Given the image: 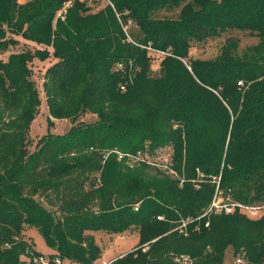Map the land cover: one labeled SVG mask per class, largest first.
<instances>
[{
	"label": "trees",
	"instance_id": "1",
	"mask_svg": "<svg viewBox=\"0 0 264 264\" xmlns=\"http://www.w3.org/2000/svg\"><path fill=\"white\" fill-rule=\"evenodd\" d=\"M66 1L0 0V55L19 44L9 34L44 46L0 60V264L42 256L28 229L54 251L51 264H96L94 233L133 231L135 250L112 264H224L230 248L264 264V215L207 214L217 188L264 205V0H108L96 13L74 0L58 16ZM166 9L178 18H158ZM232 31L259 42L240 54L229 38L216 59L190 58L194 43ZM149 48L166 54L159 77ZM51 58L49 125L73 126L32 152L41 98L31 65ZM86 113L98 120L78 122ZM168 148L169 163L153 160Z\"/></svg>",
	"mask_w": 264,
	"mask_h": 264
},
{
	"label": "rangeland",
	"instance_id": "2",
	"mask_svg": "<svg viewBox=\"0 0 264 264\" xmlns=\"http://www.w3.org/2000/svg\"><path fill=\"white\" fill-rule=\"evenodd\" d=\"M15 1L20 6H23L26 3L30 2L31 0H15ZM80 1L86 2L89 8H91V11L94 13L99 12L100 10L104 9L108 4H110L108 0H80ZM73 3L74 0H67L63 4V9L58 13V16H62V14L66 11V9L71 7ZM178 16H179V12L175 9H171V10L166 9L164 11H161L157 15V17L160 19L163 18L177 19ZM124 26L129 33L137 32V28L135 27L132 21H128L127 24ZM11 37L16 39L18 38L20 41L17 46L11 47L8 52L0 55V60H3L5 62L8 61L9 56L11 54L20 53L26 45L30 46L31 48H34V46H36L31 42L26 43L25 40H23L21 37H17L9 34V38ZM229 38H234L235 40L238 41V50L240 54L244 53L248 47L254 46L259 42V38L254 34H250L248 32H241V31H232L219 38L210 39L205 43H194L192 48L190 49V58L198 59V60L216 59L221 54L222 48ZM36 47L44 48V46H36ZM149 52H151V56L153 58L152 67H151L152 76L159 77L161 74L160 65L166 54L163 52L152 50L150 48H149ZM53 62L54 60L52 58L44 62L35 60L31 65L33 71V79L37 83V86L40 90V98H41V106L39 108V113L34 119L30 129L31 138L34 140V144L31 148L32 152L36 150L37 142L47 134L51 133L54 135H65L70 132L73 126V123L70 120L54 121L52 126L49 125L50 115L46 104L45 93L43 91V82H44V75ZM97 120L98 118L95 114L86 113L85 115L79 118L78 122L91 124V123H95ZM171 152L172 151L169 150V148L166 150H159V152L156 154V157H154L153 160H156L158 163L162 161L165 164H167L170 162L169 158L171 156ZM164 169L167 168L164 167ZM211 204H219L223 207H225L226 205L229 206V204L247 205L235 201L232 198H225L222 195V192H220L218 188L216 190L215 196ZM252 205H258V203ZM94 234L96 236V241H97L96 243L103 250L102 257L100 260H98L96 264L109 262L119 258L120 255L123 254L125 255L127 253H130L135 250L136 246L139 243V237L137 232L135 231L128 232L127 234L124 235H116V236H110L103 232H97ZM26 238L27 240H29L30 243L32 244L34 243L37 252H39L43 256L49 257V254H51L52 249L47 246L43 237L40 235V233L37 230L28 229ZM144 248L147 249L148 246H145ZM238 259L239 257L235 258L233 256V251L230 248L227 252V256L224 264H240L238 262ZM27 260L30 261V259ZM62 264H78V263L65 261ZM244 264H246L245 261Z\"/></svg>",
	"mask_w": 264,
	"mask_h": 264
},
{
	"label": "built area",
	"instance_id": "3",
	"mask_svg": "<svg viewBox=\"0 0 264 264\" xmlns=\"http://www.w3.org/2000/svg\"><path fill=\"white\" fill-rule=\"evenodd\" d=\"M122 69V65H118V70ZM124 89V88H123ZM237 209L240 210V212L244 215H247L251 219H259L264 215V205H242V204H229V206H221L219 204H211L208 213H226V214H232L234 213ZM136 210H138L136 208ZM160 220H162V217H159ZM186 223H184L181 227L180 230L183 231L182 229L186 228ZM206 227H209V223L206 224ZM116 259L109 261V262H103L102 264H112ZM51 259L48 256H39L34 258L33 262L31 264H51ZM54 264H62V260L60 258H55ZM189 259L185 258V262H188ZM238 262L240 264H244V259L240 258L238 259Z\"/></svg>",
	"mask_w": 264,
	"mask_h": 264
},
{
	"label": "crops",
	"instance_id": "4",
	"mask_svg": "<svg viewBox=\"0 0 264 264\" xmlns=\"http://www.w3.org/2000/svg\"><path fill=\"white\" fill-rule=\"evenodd\" d=\"M51 254H54V251H53V250H52ZM51 254H49V255H51ZM123 255H124V254H123ZM123 255H120L119 257H121V256H123Z\"/></svg>",
	"mask_w": 264,
	"mask_h": 264
}]
</instances>
